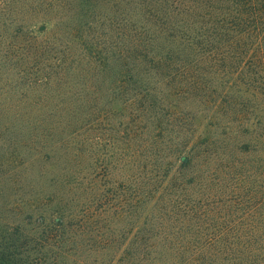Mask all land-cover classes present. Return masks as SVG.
I'll return each mask as SVG.
<instances>
[{
	"label": "trees",
	"instance_id": "obj_1",
	"mask_svg": "<svg viewBox=\"0 0 264 264\" xmlns=\"http://www.w3.org/2000/svg\"><path fill=\"white\" fill-rule=\"evenodd\" d=\"M0 116V264H264V0H0Z\"/></svg>",
	"mask_w": 264,
	"mask_h": 264
},
{
	"label": "rangeland",
	"instance_id": "obj_2",
	"mask_svg": "<svg viewBox=\"0 0 264 264\" xmlns=\"http://www.w3.org/2000/svg\"><path fill=\"white\" fill-rule=\"evenodd\" d=\"M5 121L0 116V235L2 238H6L4 234V225L6 223L15 221L16 218H24L23 214L20 216L15 211H12L11 204L20 201L21 198H26L23 195H28V191L30 190L27 184L35 178L31 177L27 170H24L23 175H21L16 162H14L13 147L7 142V139L12 140L13 136L12 133H9L7 130L5 131ZM21 184L26 186L20 189ZM25 229L28 231L30 226H26Z\"/></svg>",
	"mask_w": 264,
	"mask_h": 264
}]
</instances>
